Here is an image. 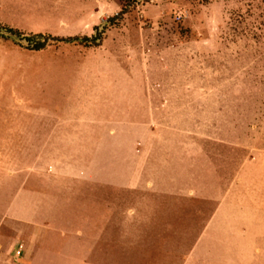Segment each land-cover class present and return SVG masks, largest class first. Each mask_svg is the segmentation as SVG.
Wrapping results in <instances>:
<instances>
[{
	"label": "rangeland",
	"instance_id": "obj_1",
	"mask_svg": "<svg viewBox=\"0 0 264 264\" xmlns=\"http://www.w3.org/2000/svg\"><path fill=\"white\" fill-rule=\"evenodd\" d=\"M120 4L0 0L24 34L98 41L23 48L25 78L0 81V263L29 214L51 231L31 264H264V0L106 22Z\"/></svg>",
	"mask_w": 264,
	"mask_h": 264
},
{
	"label": "crops",
	"instance_id": "obj_2",
	"mask_svg": "<svg viewBox=\"0 0 264 264\" xmlns=\"http://www.w3.org/2000/svg\"><path fill=\"white\" fill-rule=\"evenodd\" d=\"M12 28V27H11ZM16 29V28H15ZM62 36H73V35H62ZM11 38L15 39L12 40ZM8 39H10L12 42L18 44L19 46H15L13 45L11 42L8 41ZM63 46H70L69 43H63ZM72 46H77V45H72ZM50 47L46 46L44 48H42L43 50H47V48ZM58 47H61V45H58L57 47H55V49H57ZM27 49L25 46H23V44H21L19 41H17V39L13 36H7L6 38H0V81H6V83H1L2 86L11 88V86H13V84L10 82L12 80H23L25 78V73L27 71H24L20 61H19V56L22 55V51L20 50H24ZM54 48V47H53ZM42 49H37V50H42ZM28 51L32 50V49H27ZM24 52V51H23ZM75 57V56H73ZM97 63L95 64V66L97 67H101L102 69L105 66V62L103 60H95ZM75 62H77L75 60ZM86 64L85 61H83L82 63H80V65ZM88 64V63H87ZM89 65V64H88ZM84 66V65H83ZM37 67L33 68V71H36ZM90 68V66H89ZM86 74L87 78L89 79V81H91V79H94V76L98 77V75L93 74L92 71L89 69L87 73L82 72L81 74ZM34 74V73H30ZM36 74H39L38 72H36ZM34 74L32 77L35 78ZM48 78L54 79L55 77L53 75L49 76ZM9 82L11 84H9ZM91 85L93 86V84L91 83ZM108 85V84H107ZM91 86V88H92ZM97 86V85H96ZM97 88V87H96ZM12 89V88H11ZM94 88L90 89L88 92H86L87 96L84 99H87V105L88 107H91V105H93L94 101V94L93 90ZM95 92V91H94ZM85 94V93H84ZM19 100V99H18ZM81 103V102H80ZM82 109L79 107V105L77 106H73V108H71V112H77V111H81ZM13 219H15V224L17 226L18 229V233L15 236V240H17V245H19L21 247V255L19 258L14 259V261H19V263L17 264H31V261L29 260L30 258V254L33 250L34 247H38L41 246L45 243V238L46 235L48 234V232L50 231L49 226L45 223H37V221L33 218V216L31 215H19L18 217H13ZM51 232V231H50ZM0 264H15V263H6L5 260L2 261V263Z\"/></svg>",
	"mask_w": 264,
	"mask_h": 264
},
{
	"label": "trees",
	"instance_id": "obj_3",
	"mask_svg": "<svg viewBox=\"0 0 264 264\" xmlns=\"http://www.w3.org/2000/svg\"><path fill=\"white\" fill-rule=\"evenodd\" d=\"M127 2H130V0H121L120 8L119 11L115 15L109 16L106 18V22L112 23L114 20L118 17H120L123 13L128 11L129 6L126 4ZM7 36H13L17 40H24L26 42L25 47L28 49H42L49 43V41L53 40L55 42H77L79 43L80 41H85L88 43V45H96L98 42L96 37L93 35L92 37L88 36H82L79 38L78 36H65V37H57V36H52L50 34L46 33H29V34H24L20 32L19 30L15 28H11L9 26L3 25L0 23V38H6Z\"/></svg>",
	"mask_w": 264,
	"mask_h": 264
},
{
	"label": "built area",
	"instance_id": "obj_4",
	"mask_svg": "<svg viewBox=\"0 0 264 264\" xmlns=\"http://www.w3.org/2000/svg\"><path fill=\"white\" fill-rule=\"evenodd\" d=\"M20 255H21V247L19 245H17L16 248L14 249L13 253H12V258L17 259L20 257Z\"/></svg>",
	"mask_w": 264,
	"mask_h": 264
}]
</instances>
